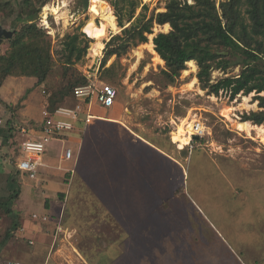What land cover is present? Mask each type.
Returning a JSON list of instances; mask_svg holds the SVG:
<instances>
[{"label": "rangeland", "instance_id": "374dc122", "mask_svg": "<svg viewBox=\"0 0 264 264\" xmlns=\"http://www.w3.org/2000/svg\"><path fill=\"white\" fill-rule=\"evenodd\" d=\"M0 1H11L17 6L21 0ZM104 1L115 14L111 4ZM143 2L149 4L150 10H165L166 0ZM48 5L62 6L67 18L49 10L47 22L42 26L41 19ZM90 5L91 0H48L42 6L36 22L47 33L45 40L51 43L56 66L47 79L48 84H36L37 78L32 76H8L0 88V120L6 122L12 115L21 127L41 129L47 94L66 86L72 75V70L65 74L60 65L57 52L60 40L67 33L76 32L91 38L84 30L93 19ZM94 20L98 25L104 22L101 16ZM116 23L117 28L108 25L104 44L112 34L121 31L117 16ZM1 26L15 32L22 22L16 13L11 16L0 13ZM170 29V24L169 27L156 24L153 36L149 35L150 41L159 32H169ZM81 37L85 38L84 34ZM94 42L91 38L88 54L77 67L82 73H93L92 80L97 76L99 87L107 83L118 91L115 105L100 108L99 112L114 115L132 130L133 135L151 141L170 155L150 150L127 135L128 139L125 137L123 141L116 137L122 146L117 145V150L125 151L126 146L134 145L140 148L141 155H133V152L104 155L106 159L102 164L95 157L100 155H93L96 159L91 161L88 159L90 155H81L84 161L80 157L77 165L79 177L84 178L80 172L89 165L88 161L93 163V176L85 178L88 188L86 183H80L78 187H85L84 190L69 196L72 180L69 171L51 172L54 178L48 181L42 171L33 180L18 168L25 157L21 144L27 137L18 132L15 138L4 143L6 145L0 151L1 154L7 151L6 168L11 171L0 184L7 183L12 190L18 183L21 193L11 202L19 228L14 230L0 257L36 264L40 259L34 256V251L40 243L47 253L62 247L60 259L56 258L63 264H89L85 252L95 264H245L247 261L264 264V171L260 170L261 163H264V135L258 128L253 129L251 135L237 130L225 116L228 113L230 117L242 120L244 113L260 110L254 99L256 93H240L231 98L227 90H221L218 95L208 94L200 87L199 80L192 86L199 70L196 61L195 70L187 63L188 68L179 80L166 86L161 73L165 61H161L158 52L147 43L121 58L116 82L102 81L101 71L97 69L104 48L95 56L91 50ZM10 43V39L4 37L0 53L8 52ZM114 60L112 57L108 65ZM223 71L214 69L211 82L238 75L241 67L238 65ZM73 103L69 97L61 105L73 107ZM6 104L11 107L7 108ZM94 105L97 108L100 104ZM230 106L231 109L226 111ZM195 118L201 119L210 133L202 139H195L193 148L189 145L180 148L172 133L179 124H187ZM33 135L37 134L29 133V136ZM68 136H62L65 142H60L61 150L58 151L61 153L68 148L74 149L72 141L67 142ZM42 155L46 159L47 154ZM75 156L70 160L71 165ZM59 164V161L54 163ZM8 188L0 194L8 197L11 192ZM61 191H65L64 199L59 194ZM37 211L47 212L50 217H61L63 225L72 230V235L52 247L54 225L46 223L43 224L47 228L44 229V238L30 244L20 229L25 227L34 233V237L40 235L39 231L29 229L33 226L32 215ZM10 222L11 219L4 216L0 223L1 241ZM102 255L108 256L107 261L102 260ZM47 264H53L52 258Z\"/></svg>", "mask_w": 264, "mask_h": 264}, {"label": "trees", "instance_id": "16d2710c", "mask_svg": "<svg viewBox=\"0 0 264 264\" xmlns=\"http://www.w3.org/2000/svg\"><path fill=\"white\" fill-rule=\"evenodd\" d=\"M107 1L115 10L121 31L112 34L105 42L98 68L102 81L116 82L121 58L135 47L148 43L156 24L168 23L170 31L159 32L153 38L155 50L165 61V68L161 71L165 85L175 84L188 68V61L195 60L199 68L196 77L200 87L208 94L218 95L221 90H227L234 98L240 93L249 95L255 92L254 99L261 109L244 113L242 120L264 124V95L261 94L264 93V0H166L165 10L162 11L150 10L149 4L143 0ZM47 2L21 0L16 6L11 1H0V13L4 16L16 13L17 19L22 22V26L9 38V51L0 53V88L11 75L35 77L36 84L48 82L56 61L51 43L45 40L47 33L36 22L42 6ZM90 41L85 33L78 32L67 33L60 40L61 46L57 49L60 65L65 74L67 70H72V75L66 86L47 92L44 104L49 111L53 112L69 97L73 99L74 106L77 102L74 87L88 83L90 76H94L93 73H82L77 67L87 56ZM220 50H228L229 54L219 55L216 51ZM112 57L115 60L108 65ZM238 65L241 67L239 76H226L211 82L214 69L227 71ZM21 129L10 115L0 127L1 144L15 138ZM17 185L9 189L8 197L0 195V223L4 221V216L11 219L5 238L0 240V255L20 224L12 204L20 194ZM59 194L64 199L65 192ZM85 255L89 264H95L86 252ZM102 256V260L107 261L108 256Z\"/></svg>", "mask_w": 264, "mask_h": 264}, {"label": "crops", "instance_id": "0c3cea01", "mask_svg": "<svg viewBox=\"0 0 264 264\" xmlns=\"http://www.w3.org/2000/svg\"><path fill=\"white\" fill-rule=\"evenodd\" d=\"M96 106L93 107V113L95 115V118H94L95 120L93 119L94 121L92 120L90 123H86L84 120L78 121L75 123V127L73 130H71L68 133L63 134V135H66V134L69 135L68 136L69 140L67 141L68 143L72 141V144L74 146V149H73L74 152L70 148L67 149V150L72 151V156L70 158L66 157L67 150L62 152V153L60 151H58L59 149L61 150V148H59L60 142H63V143L65 142V141H63L64 139H62L63 135H60L59 137L52 139L47 144V149L45 152V154H47V155H45L46 159L43 157L45 165L42 166L39 170V173H41V171H42V173L43 172L46 173L44 175V177H46V179L48 181H51L54 178V176H52L53 173H51V172H54L55 174H57V173L59 174L60 173V171H58L59 169L69 171L68 174H70V173L72 174V180L70 182V189H69V196H70V194L72 195V193L76 194V193H79L82 190H84L85 187L81 188L78 186H81L80 183L81 184L82 183L87 184V182L85 181V178H89V177L93 176V172L91 171L93 163L89 162V161H91L95 157L97 159H99V163L102 164L106 159V156H104V155H125L127 152H133V155H141L139 152L140 148L138 146H134V145L133 146H126L125 151L122 150L120 152V150H117V145H119L120 148L122 146H121V143H117L118 139L116 137H118L121 141H123V140H125V137L127 135V137L129 136V139H134V142L139 141V142L143 143L150 150H153V151H155L161 155H170L167 152H165V150L155 146V144L152 143L151 141H149L145 138H142V137L139 138V137L133 135L134 133L132 132V130L129 129L123 121L117 119L114 115L106 116L105 114L99 112L100 108H107V107H103V106L99 105V107L96 108ZM4 124H5V122H4ZM77 128H78V130H76ZM80 130H82V131H80ZM34 137H37L39 139L41 137V135L37 134ZM1 141H2V138L0 137V142ZM5 145L6 144L0 145V151L2 148L5 147ZM130 147H131V150L129 151ZM149 149H146V150H149ZM6 155H7L6 150H4L2 154L0 153V183L2 182L3 177H5L7 179V174L9 172L11 173V171L8 172L7 168H6V162L8 159V157ZM73 155H76V156H75L74 160L72 161V165H71L70 160L72 159ZM81 155H90L91 156V157H88L89 161L87 163H89V165L85 166V168H81L80 174L84 175V178H81V175L79 177V174H78L79 171H78L77 165L80 161ZM93 155H100V156L93 157ZM145 155H147V152H145ZM148 155H150V154H148ZM151 155H153V153ZM81 159H82V161H84L82 157H81ZM51 161H53V162H51ZM58 161L61 162V164L54 165V163H56ZM62 163H64L66 167H63ZM261 166L262 167H260V170L264 171V167H263L264 163L263 162L261 163ZM76 175H78V177L76 179H73L74 176L76 177ZM1 184H0V191H4L8 188L7 183H6V185H1ZM87 188H88V184H87ZM63 192H65V191H63ZM0 195H2V194H0ZM37 212L40 214L50 215L47 212H44V213H41L40 211H37ZM50 212H52V211H50ZM60 219H61V217L60 218L59 217L54 218V216H53V217H50L49 221H47V222L39 221L38 223L32 219L31 223L33 226H29V229L30 230L33 229L35 232L39 231L40 235H36V237H34L33 236L34 233L28 231L27 235H25V238L27 239V237H31V238H34L35 241L40 240V238L41 239L44 238V235H46V232L44 229H47V228L43 224L52 223L54 225V228H53L54 229L53 230V242H54V239L56 236L55 235L56 226H57ZM61 235L62 234L59 235V238H61V237L62 238L57 241L58 244H60L63 241H67L63 238V235L62 236ZM224 244L226 245V247H228V245L225 242H224ZM52 247H53V245H52ZM42 249H44V248L41 247L40 243L37 244V248L34 251V256L38 257L40 259V261H36V264H47V262L49 261V258H52L53 264H63L62 262L60 263V261H57L58 259H60V257H59L61 254L60 252L63 251L62 247H58L57 250H55V251L50 250V251H48V253H47L46 249H45L46 252L43 251ZM249 263H252V262H250V261L245 262V264H249ZM254 264H256V263H254Z\"/></svg>", "mask_w": 264, "mask_h": 264}, {"label": "built area", "instance_id": "2783aa9c", "mask_svg": "<svg viewBox=\"0 0 264 264\" xmlns=\"http://www.w3.org/2000/svg\"><path fill=\"white\" fill-rule=\"evenodd\" d=\"M48 16V15H47ZM44 13L41 19V25L43 26L47 22V17ZM98 71V69H97ZM224 72V71H223ZM239 76V75H238ZM75 98L77 99L76 104L73 107L59 106L53 112L48 109L43 110L44 121H42V127L39 130L27 129L22 127L21 132L24 136L21 147L25 152V157L19 162L18 168L27 174L31 179H36L39 174V170L45 165L43 160V153L46 152L47 144L54 138L59 137L65 133L70 132L74 129L75 123L84 120L86 123H90L95 115L93 113V107L95 103H99L103 107H112L115 105L117 100L118 91L117 89L107 83L98 86V78H92L88 83L79 84L73 89ZM4 124L3 120H0V127ZM40 134L41 137L38 139L34 136H29V133ZM210 133L209 127L198 118L190 119V122L186 124V134L190 136V142L186 146L193 148L192 142L195 139H202ZM1 144V142H0ZM72 151L67 150L66 157L70 158ZM49 215L40 214L34 212L32 219L34 221L47 222L49 221ZM20 232L27 235L28 229L22 227ZM62 234L63 238L70 237L72 231L62 223V219L59 220L56 226L55 239L53 246L56 245L60 239L59 235ZM30 244H35V239L27 237ZM0 264H27L22 260L18 259H0Z\"/></svg>", "mask_w": 264, "mask_h": 264}, {"label": "bare ground", "instance_id": "6f19581e", "mask_svg": "<svg viewBox=\"0 0 264 264\" xmlns=\"http://www.w3.org/2000/svg\"><path fill=\"white\" fill-rule=\"evenodd\" d=\"M50 5H51V3H50ZM50 5L45 6L44 13L46 14V16L49 13V10H51L54 14H58L60 16H63L65 19L67 18L66 11H62L63 10L61 8L62 6L56 7L57 5L56 6H50ZM90 11L93 14V19L88 22V24L85 26L84 30L91 38H93L95 40V42L92 45L91 50L95 56H98L101 54V52L105 46L103 38L106 35L108 25H110L112 28H117L116 16L113 13V10L110 7V5H108L104 0H91ZM96 16H101L104 19V22L101 25H98L95 23L96 21L94 19ZM166 26L169 27V24H166ZM151 36H153V35H151ZM148 44L152 45L153 51L156 52V50L154 48V42L150 41V43H147V45ZM158 58L161 61H163V59L160 56H158ZM188 63L191 67H193V70H195L197 68L195 60L188 61ZM185 72H188V70H186ZM197 80L198 79L195 77L194 80L192 81L191 85L194 86V84L197 82ZM245 100H248V97H245ZM230 109H231V106H230V108H226V111L230 110ZM225 116L228 117V120L229 119L231 120L232 126L237 130H240L242 132H246L249 135H251L252 130L258 128L261 130L260 134L264 135V126H258V125L254 126L249 121L238 120L234 117H230L228 115V113L225 114ZM185 123L179 124L177 127V130L173 131V133H172L174 141L179 144L180 148H184L190 142V139H191L190 136H188L186 134V124ZM262 138L264 139V137H262Z\"/></svg>", "mask_w": 264, "mask_h": 264}, {"label": "water", "instance_id": "95a60500", "mask_svg": "<svg viewBox=\"0 0 264 264\" xmlns=\"http://www.w3.org/2000/svg\"><path fill=\"white\" fill-rule=\"evenodd\" d=\"M14 35V30H8L4 27H0V43L2 42L3 38H12ZM219 55H228L229 51L228 50H220V51H216Z\"/></svg>", "mask_w": 264, "mask_h": 264}]
</instances>
